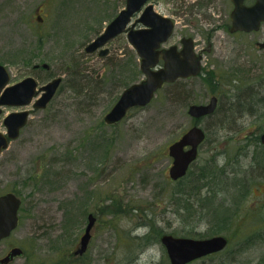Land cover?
I'll list each match as a JSON object with an SVG mask.
<instances>
[{
    "label": "rangeland",
    "instance_id": "rangeland-1",
    "mask_svg": "<svg viewBox=\"0 0 264 264\" xmlns=\"http://www.w3.org/2000/svg\"><path fill=\"white\" fill-rule=\"evenodd\" d=\"M124 4L0 0V65L9 83L62 79L44 109L2 108L0 132L6 114L27 109L30 115L0 157V195L21 199L19 224L0 241V258L19 247L27 257L9 264H169L162 235H221L228 239L224 250L188 264H264V53L255 46L264 40V26L231 36L228 0H149L175 23L170 44L184 36L198 41L205 75L164 86L150 104L107 125L103 117L120 93L143 75L125 35L106 44L108 58L84 48ZM212 95L214 118L187 115L189 104H205ZM195 124L206 139L179 184L168 175L167 147ZM204 171L214 181L199 189L190 211H179L174 192L201 187L191 181ZM204 194L217 210L200 206ZM89 214L95 231L76 256Z\"/></svg>",
    "mask_w": 264,
    "mask_h": 264
},
{
    "label": "water",
    "instance_id": "water-1",
    "mask_svg": "<svg viewBox=\"0 0 264 264\" xmlns=\"http://www.w3.org/2000/svg\"><path fill=\"white\" fill-rule=\"evenodd\" d=\"M234 6L230 13L231 31H255L264 21V0H255L251 6H245L244 0H230ZM148 0H125L124 7L105 26L103 31L84 48L91 54L98 49L99 56L107 53L103 48L110 40L125 33L126 40L139 58V70L143 75L140 82L125 88L112 108L103 118L108 125L121 121L128 110L147 106L155 93L164 85L196 76L200 71L199 58L192 50L191 39L182 41L183 48L177 51L176 46L160 49L173 32L174 24L168 17L154 11ZM133 17H137L131 21ZM140 25L139 27H136ZM264 49V42L258 43ZM162 55V65L159 66V55ZM42 68L48 65L42 64ZM61 77H57L38 87L34 77L28 76L14 84H9L10 74L6 67L0 65V114L1 107L22 108L32 104L33 109H44L55 94ZM38 89L36 90V88ZM217 98L212 96L207 104H192L187 109L190 118L200 119L214 113ZM28 110L14 111L3 119L5 132H0V156L9 143L17 139L20 130L27 124ZM205 139V131L199 125L187 129L176 141L167 147V154L172 159L168 170L169 178L177 181L183 178L191 164L197 159L200 145ZM259 141L264 145V132ZM21 201L14 193L0 196V240L8 237L18 225V210ZM95 223L92 214L87 216V225L79 241L75 255H82L90 240V231ZM164 246L169 264H188L203 256L223 250L227 240L223 236H213L205 239L174 237L164 234L160 238ZM22 256L19 247L12 248L0 259V264H8L13 259Z\"/></svg>",
    "mask_w": 264,
    "mask_h": 264
},
{
    "label": "flooded vegetation",
    "instance_id": "flooded-vegetation-1",
    "mask_svg": "<svg viewBox=\"0 0 264 264\" xmlns=\"http://www.w3.org/2000/svg\"><path fill=\"white\" fill-rule=\"evenodd\" d=\"M228 2H229V4H230V10H229V12L227 13V14H225V18L228 20L227 21V32L231 35V36H236V35H240V36H246V35H250V34H253V33H256V32H258L263 26H264V21L263 22H261L260 23V25H259V28L257 29V30H255V31H250V32H245V31H231V27H232V25H231V18H230V13L232 12V10H233V8H234V6H233V4H232V2L230 1V0H228ZM255 2V0H244L243 1V4L245 5V6H251L253 3ZM137 17H133L132 18V20L131 21H134L135 19H136ZM171 19V18H170ZM172 20V19H171ZM172 22H173V24H174V26H175V23H174V21L172 20ZM140 25H137L136 27H139ZM173 32H174V28H173ZM173 32H172V34L170 35V37L167 39V41L166 42H164L163 44H161V46H160V49H167V48H169V47H171V46H176V49H177V51H180V50H182V48H183V44H182V41L183 40H185V39H191V44H192V50H193V52H194V54L196 55V57H198L199 58V62H200V71H199V73L196 75V76H193V77H188V78H185V79H178V80H176L175 82H186V81H189V80H192V79H195V78H200V76L202 77L203 75H205V69H204V65H203V59H204V52H203V50L202 49H200L199 48V44H198V41L195 39V37L194 36H184V37H181L180 39H179V43L178 44H170L169 42L171 41V37H172V35H173ZM121 35H125V33H123V34H121ZM120 36V35H119ZM119 36H117V37H119ZM117 37H115V38H117ZM114 38V39H115ZM112 40H110L109 42H111ZM169 41V42H168ZM108 42V43H109ZM264 42V40H262V41H257V42H255V46L257 47V49H259V51L261 52V53H264V49H260L259 47H258V43H263ZM131 47V46H130ZM103 48H106V45L103 47ZM132 48V47H131ZM107 49V48H106ZM99 51H100V49H98L97 50V54L99 53ZM134 55H136V53H135V51H134V49L132 48V51H131V60L132 59H134ZM98 56H99V54H98ZM110 56V51L107 49V53L105 54V55H103V56H99V57H101V58H108ZM161 57H162V55L160 54L159 55V63H158V65L159 66H161L162 65V59H161ZM137 59H138V63H139V58L137 57ZM114 66L115 67H117V63H115L114 64ZM35 69L36 68H39V67H34ZM42 68V67H41ZM49 68V67H48ZM48 68H46V69H44V68H42V69H44V70H48ZM174 82V83H175ZM171 84H173V83H171ZM171 84H165L164 86H166V85H171ZM163 86V87H164ZM212 96H214V95H212ZM211 96V97H212ZM216 97V96H215ZM217 98V97H216ZM193 104V103H192ZM192 104H189L188 106H187V109H188V107L190 106V105H192ZM206 104V103H205ZM217 107H218V98H217V106H216V109H215V111L217 110ZM187 111V110H186ZM214 111V112H215ZM106 115V114H105ZM212 115V114H211ZM104 118V117H103ZM106 124V123H105ZM108 125V124H107ZM113 125V124H112ZM96 220H95V223H94V225H93V227H92V229H91V231H90V234H91V238H92V236H93V232L95 231V227H96ZM84 234V231H83V233H82V235ZM90 238V239H91ZM226 238V237H225ZM4 240V239H3ZM226 240H227V245H228V239L226 238ZM227 247V246H226ZM225 247V248H226ZM14 248V247H13ZM224 248V249H225ZM12 249V248H11ZM11 249H9L8 251H7V253L11 250ZM6 253V254H7ZM5 254V255H6ZM4 255V256H5ZM3 256V257H4ZM209 256V255H208ZM2 258V257H1ZM0 258V259H1ZM14 260V259H13ZM12 260V261H13ZM11 261V262H12ZM10 263V262H9ZM8 263V264H9Z\"/></svg>",
    "mask_w": 264,
    "mask_h": 264
},
{
    "label": "trees",
    "instance_id": "trees-1",
    "mask_svg": "<svg viewBox=\"0 0 264 264\" xmlns=\"http://www.w3.org/2000/svg\"><path fill=\"white\" fill-rule=\"evenodd\" d=\"M203 79H205V76H204ZM206 81H207V79H206ZM178 83H180V82H175V83H173L171 85H167V86L174 87V86L178 85ZM178 95H179L178 92H176L174 94V96H176V97H179ZM231 111L232 110H230V112ZM216 112H217V110L212 115H209L206 118H210V119L214 118V115L216 114ZM224 115H225V119L229 118V113L228 112L226 114H224ZM221 122H223V121H221ZM213 124H219V123H215V121H214ZM219 125L221 126V124H219ZM188 173H187V175L185 177L179 179L176 182L179 183V184L185 183V180H187V177H188ZM214 178H215V175L213 173L211 174L209 171H204V172L201 173L200 177L197 176L195 179H193V180H196V181H191V183H193V184L195 182H197V181L202 182L203 184L201 185V187L199 186L200 188L198 186H196V185H193L195 188L192 189V190H189V191H181L182 189H180V188L177 189V191L174 192L175 193L174 201H175V204H177V209L179 211H185V212L190 211L191 210L190 208L193 207V202L192 201L194 199L196 200L197 196L201 195L199 189L206 187V184L207 183L209 184L210 181H214ZM209 191H211L210 188H209L208 193H207L208 195H210ZM207 194H204L205 197H203L202 201H200L201 202L200 206L201 207H206V205H208L209 209L211 208V210H213V209L217 210L216 209L217 206L215 205V203L213 204V201L209 200V197H208ZM23 256L27 257V254L24 253V251H23Z\"/></svg>",
    "mask_w": 264,
    "mask_h": 264
}]
</instances>
